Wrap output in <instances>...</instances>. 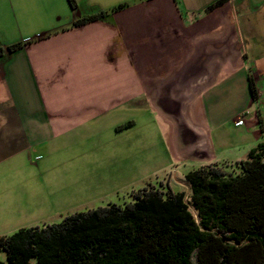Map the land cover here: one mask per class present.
Masks as SVG:
<instances>
[{"label":"crops","instance_id":"obj_1","mask_svg":"<svg viewBox=\"0 0 264 264\" xmlns=\"http://www.w3.org/2000/svg\"><path fill=\"white\" fill-rule=\"evenodd\" d=\"M216 1L0 0V237L264 142V0Z\"/></svg>","mask_w":264,"mask_h":264},{"label":"trees","instance_id":"obj_2","mask_svg":"<svg viewBox=\"0 0 264 264\" xmlns=\"http://www.w3.org/2000/svg\"><path fill=\"white\" fill-rule=\"evenodd\" d=\"M68 1L77 8V0ZM225 2L217 0L207 11ZM111 12L99 10L72 26ZM26 44L0 47V56ZM251 90L256 97L253 82ZM237 164L238 174L218 164L188 172L187 201L185 192L145 187L132 193L131 202L2 236L0 264H264V142Z\"/></svg>","mask_w":264,"mask_h":264},{"label":"rangeland","instance_id":"obj_3","mask_svg":"<svg viewBox=\"0 0 264 264\" xmlns=\"http://www.w3.org/2000/svg\"><path fill=\"white\" fill-rule=\"evenodd\" d=\"M82 8V7H81ZM223 167H224V169L228 172V173H230V174H238L239 172H240V168H239V165L238 164H224L223 165ZM147 187H151V188H154V189H158V190H160V191H163L164 193H166L167 191H168V187L165 185V183L164 182H160V181H156V182H154V183H152V184H150V185H148ZM135 192V191H134ZM189 198H190V196H187L186 195V201L187 200H189ZM103 200H104V198L103 199H100V201H98V203H96V202H91V203H75V204H73L72 203V205L71 206H73V207H75V208H77V209H85L86 207H89L90 209H94V208H96L97 206H100V205H102L103 203ZM114 200H116L117 202L119 201V203L120 204H123L122 202H123V200H128V201H132L133 200V196L131 195V197H130V199H129V197H126V194H121L119 197L116 195L115 197H114ZM83 201L85 202V199H83ZM75 202H77V201H75ZM78 202H80V199H79V201ZM100 202V203H99ZM104 202H106V201H104ZM192 211H193V209H192ZM194 213H195V211H193ZM2 258L5 260L6 259V256H5V254H2Z\"/></svg>","mask_w":264,"mask_h":264},{"label":"built area","instance_id":"obj_4","mask_svg":"<svg viewBox=\"0 0 264 264\" xmlns=\"http://www.w3.org/2000/svg\"><path fill=\"white\" fill-rule=\"evenodd\" d=\"M190 200V199H189Z\"/></svg>","mask_w":264,"mask_h":264}]
</instances>
